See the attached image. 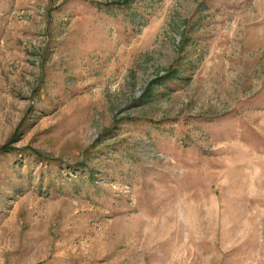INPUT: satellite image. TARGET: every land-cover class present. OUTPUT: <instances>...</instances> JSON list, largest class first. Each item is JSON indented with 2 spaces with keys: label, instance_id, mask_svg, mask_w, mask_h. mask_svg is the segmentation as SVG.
I'll list each match as a JSON object with an SVG mask.
<instances>
[{
  "label": "rangeland",
  "instance_id": "rangeland-1",
  "mask_svg": "<svg viewBox=\"0 0 264 264\" xmlns=\"http://www.w3.org/2000/svg\"><path fill=\"white\" fill-rule=\"evenodd\" d=\"M263 164L264 0H0V264H264Z\"/></svg>",
  "mask_w": 264,
  "mask_h": 264
},
{
  "label": "bare ground",
  "instance_id": "bare-ground-1",
  "mask_svg": "<svg viewBox=\"0 0 264 264\" xmlns=\"http://www.w3.org/2000/svg\"><path fill=\"white\" fill-rule=\"evenodd\" d=\"M264 165V164H263ZM254 167V166H253ZM242 168V167H241ZM251 168V167H250ZM249 168V169H250ZM259 168H261L260 166H258V169ZM261 170V169H260ZM244 172V171H243ZM242 172H240L239 174H241ZM242 174H245V172L244 173H242ZM247 175H248V173H247ZM264 175V174H263ZM248 178L243 182V184L246 186V185H249V183H250V177L249 176H247ZM263 186H264V183H262V182H259V187L260 188H263ZM258 187V186H257Z\"/></svg>",
  "mask_w": 264,
  "mask_h": 264
}]
</instances>
